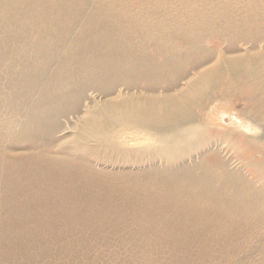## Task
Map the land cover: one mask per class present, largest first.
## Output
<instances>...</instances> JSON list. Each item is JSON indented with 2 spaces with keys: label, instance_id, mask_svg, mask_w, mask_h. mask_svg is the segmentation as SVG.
<instances>
[{
  "label": "bare ground",
  "instance_id": "obj_1",
  "mask_svg": "<svg viewBox=\"0 0 264 264\" xmlns=\"http://www.w3.org/2000/svg\"><path fill=\"white\" fill-rule=\"evenodd\" d=\"M0 264H264V0H0Z\"/></svg>",
  "mask_w": 264,
  "mask_h": 264
}]
</instances>
